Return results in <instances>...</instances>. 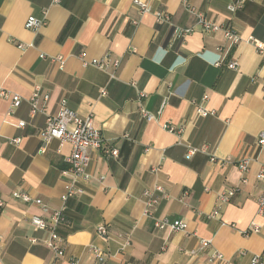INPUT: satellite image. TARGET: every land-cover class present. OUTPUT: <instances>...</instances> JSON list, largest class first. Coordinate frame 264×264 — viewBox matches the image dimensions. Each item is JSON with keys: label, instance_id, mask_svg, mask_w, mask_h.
Masks as SVG:
<instances>
[{"label": "crops", "instance_id": "1", "mask_svg": "<svg viewBox=\"0 0 264 264\" xmlns=\"http://www.w3.org/2000/svg\"><path fill=\"white\" fill-rule=\"evenodd\" d=\"M234 1L188 0L191 11L182 0H150L151 9L140 12L133 0H0V89L22 97L10 114V99L0 97V264H211L210 249L222 252V264H252V255L264 254V213H257L264 188L257 175L264 163L258 144L264 57L248 40L264 43V0H245L231 11ZM157 13L169 20L158 22ZM198 13L219 29L203 30ZM31 14L45 17V24L26 28ZM175 26L193 32L178 38ZM225 29L242 39L230 45ZM56 55L64 57L63 67L51 60ZM104 56L120 61L115 77L90 64ZM35 85L48 100L45 113L31 115ZM63 99L80 115L93 112L103 138L101 148L90 149L89 178L76 180L83 192L65 203L61 196L72 178L62 171L70 144H45L40 137L46 115ZM195 103L214 114H196ZM141 108L154 118L143 117ZM166 122L181 131L166 130ZM202 145L206 152L188 154L189 146ZM108 147L118 155L106 157ZM211 155L230 161H211ZM242 158L250 160L245 173L238 168ZM156 184L163 192H155L159 200L147 216L143 191ZM14 190L41 199L48 211L62 209V256L44 244L47 232L30 223L31 215L49 212L13 198ZM231 190L228 200L219 199ZM155 219L186 227L157 228ZM252 222L258 231L248 230ZM200 238L211 239V248L190 254ZM92 244L101 261L88 250Z\"/></svg>", "mask_w": 264, "mask_h": 264}, {"label": "built area", "instance_id": "2", "mask_svg": "<svg viewBox=\"0 0 264 264\" xmlns=\"http://www.w3.org/2000/svg\"><path fill=\"white\" fill-rule=\"evenodd\" d=\"M57 3L60 0H52ZM189 10H193L189 4L188 0H182ZM245 0H235L233 3L228 5V9L234 11L238 7L242 6ZM133 4L138 8L140 12H147L151 9L150 0H133ZM198 24L205 31H215L219 29V26L215 23L209 21L202 13H198ZM156 20L158 22H164L169 20V16L166 13H157ZM45 24V17H37L33 14L29 15L24 23V26L28 29L36 30L40 26ZM193 32V28H182L175 26L173 29V34L175 37L184 38L186 35ZM224 35L226 39L230 42V45L238 43L242 38L241 36L233 31L232 29H225ZM248 40L252 42L256 50L264 57V43L261 41L249 37ZM20 47L31 46L32 44L20 43L18 44ZM43 57V55H41ZM51 60L58 63L59 67H63L64 65V57L62 55L51 56ZM86 62H84L85 64ZM218 64L220 61L217 62ZM90 64L107 71L110 74V77H115V70L119 67L120 61L118 59H111L108 56H104L101 59L94 58L90 61ZM228 67L232 69L237 68L236 61H230L228 63ZM105 93L104 90L102 94ZM0 97L9 98L10 104L8 107L7 114H10L15 108L20 106L22 102V97L17 93H12L3 88L0 89ZM202 99H207V95H204ZM48 100L47 94H41L40 86L35 85L33 91L29 97V105H30V114L35 115L37 113L44 112L45 113V103ZM141 114L147 120H151L154 118V115L146 110L145 108L140 109ZM195 111L196 114L201 116H206L208 114H214L213 110H209L205 108L201 104L195 103ZM25 122L20 120L17 123L18 127H23ZM163 128L170 132H180L181 127L176 126L172 123L166 122L163 123ZM40 137L42 141L46 144L49 141L55 139L59 142L61 146L64 143L70 144V153L66 157V162L68 163V168L63 170V174L69 175L72 179L66 185V191L61 196L63 202L65 203L68 198L75 195L76 193H82L83 189L79 186H76L77 179L87 180L90 176L88 172V167L91 162L90 149H99L102 147L103 138L100 129L95 125V119L93 112H89L85 115H80L74 110L70 109L66 100H61L59 110L55 114H47L45 125L41 130ZM16 142L20 140V138L14 139ZM258 144L264 146V130H262L258 135ZM44 150V147L41 148V151ZM195 152H206V146L202 145L200 147H192L189 146L188 154H194ZM104 154L106 157H116L118 155L117 147H108L104 149ZM211 161H219L221 164H225L229 162V159H220L218 160L215 156L211 155ZM249 159L242 158L238 161V168L241 172L245 173L249 169ZM153 171L156 168H152ZM258 177L264 182V163L260 166L258 171ZM243 182H246V178H242ZM155 192H163V187L159 184H156L152 189L148 188L143 191V196L145 198V210L144 214L147 216L152 215L153 207L158 203V196ZM233 194V190L221 192L219 195V199L221 201H226ZM12 197L18 200H21L25 203H35L40 205L44 211H48L46 205H44L39 198H35L31 196L29 193L22 190H14L12 192ZM3 205V202L0 200V206ZM47 215H31L30 223L32 224L35 230H45L47 232V237L43 240L44 244L50 248L56 257H60L63 255V248L61 246V242L63 238L57 231V226L64 220L63 211L54 210L48 211ZM257 213H264V188L257 198ZM219 214V210L216 209L209 217H214ZM154 224L157 228H169L170 230H184L186 224L181 220H174L172 222L167 219H155ZM98 232L105 235L107 233V229L104 225H100L97 228ZM249 231H258L259 226L252 222L248 228ZM35 241L34 238H32ZM3 236L0 234V258L3 250ZM129 242H126L128 244ZM211 239L200 238L199 239V247L198 249L190 250V254L196 255L198 250H206L211 248ZM88 250L95 255V257L101 261L102 260V251L96 245H90ZM243 253V252H240ZM261 257H263L264 262V254L258 255L254 254L251 257V263L257 264L261 261ZM208 262L211 264H222L225 260L222 252L216 249H210L208 253ZM73 263H77V260L72 259ZM124 264H137L134 262H126Z\"/></svg>", "mask_w": 264, "mask_h": 264}]
</instances>
